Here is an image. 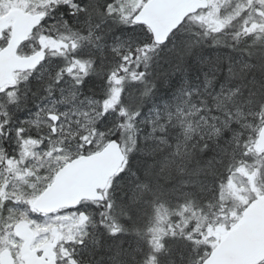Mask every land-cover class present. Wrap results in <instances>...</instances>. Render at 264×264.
Instances as JSON below:
<instances>
[{"label":"snow or ice","instance_id":"1","mask_svg":"<svg viewBox=\"0 0 264 264\" xmlns=\"http://www.w3.org/2000/svg\"><path fill=\"white\" fill-rule=\"evenodd\" d=\"M0 264H264V0H0Z\"/></svg>","mask_w":264,"mask_h":264}]
</instances>
